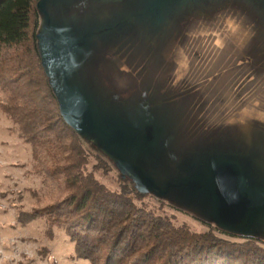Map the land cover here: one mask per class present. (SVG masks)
<instances>
[{
	"label": "rangeland",
	"instance_id": "1",
	"mask_svg": "<svg viewBox=\"0 0 264 264\" xmlns=\"http://www.w3.org/2000/svg\"><path fill=\"white\" fill-rule=\"evenodd\" d=\"M37 16L61 111L109 167L95 177L175 225L264 245V0H40ZM12 127L0 112V264H90L63 229L16 220L47 188Z\"/></svg>",
	"mask_w": 264,
	"mask_h": 264
},
{
	"label": "trees",
	"instance_id": "2",
	"mask_svg": "<svg viewBox=\"0 0 264 264\" xmlns=\"http://www.w3.org/2000/svg\"><path fill=\"white\" fill-rule=\"evenodd\" d=\"M39 1L0 0V112L30 145L47 188L29 210L17 208L16 220L44 219L48 234L63 229L75 255L90 264H264V245L253 238L175 225L137 202L144 191L126 182L111 190L95 177L109 167L84 148L49 83L37 40Z\"/></svg>",
	"mask_w": 264,
	"mask_h": 264
},
{
	"label": "crops",
	"instance_id": "3",
	"mask_svg": "<svg viewBox=\"0 0 264 264\" xmlns=\"http://www.w3.org/2000/svg\"><path fill=\"white\" fill-rule=\"evenodd\" d=\"M130 34V33H129ZM128 36V34H123L122 36H121V40L123 41V39L125 38V37H127ZM140 44V42H139V36H135V38L134 39H132V44L130 45V46H128V47H130L131 49V57H132V59H134V50H135V45H139ZM149 46V45H148ZM126 49H127V47H126ZM129 51V50H128ZM130 52V51H129Z\"/></svg>",
	"mask_w": 264,
	"mask_h": 264
}]
</instances>
